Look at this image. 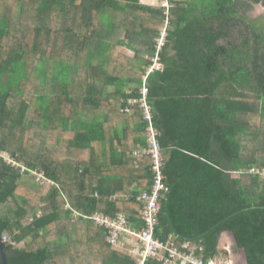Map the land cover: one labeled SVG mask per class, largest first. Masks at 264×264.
Returning a JSON list of instances; mask_svg holds the SVG:
<instances>
[{
	"label": "trees",
	"instance_id": "obj_1",
	"mask_svg": "<svg viewBox=\"0 0 264 264\" xmlns=\"http://www.w3.org/2000/svg\"><path fill=\"white\" fill-rule=\"evenodd\" d=\"M189 1L173 2L166 25L160 5L141 0H0L8 264H137L140 245L122 236L123 250L113 249L91 216L124 214L144 227L138 197L150 189L152 161L134 152L148 122L138 105L125 109L141 98L164 29L162 67L146 83L169 187L155 236L195 242L208 262L231 231L246 264H264V179L250 173L264 170V25L249 16L264 0ZM32 77L36 97L25 95ZM8 152L50 184L31 172L36 187L23 183Z\"/></svg>",
	"mask_w": 264,
	"mask_h": 264
},
{
	"label": "built area",
	"instance_id": "obj_2",
	"mask_svg": "<svg viewBox=\"0 0 264 264\" xmlns=\"http://www.w3.org/2000/svg\"><path fill=\"white\" fill-rule=\"evenodd\" d=\"M175 0H159V5L164 11L165 24H168L169 11L173 8ZM166 29H164L157 41L156 52L152 59V64L149 66L148 71L144 74V85L140 91V99H130L126 106L125 111L132 113L138 105L144 113V118L148 122L146 137V144L144 147L137 148L134 154H144L150 156L151 159V174L152 182L149 190H143L138 197L141 204L140 217L144 223V227L138 230L132 229L129 224L128 218L124 214H118L115 217H109L101 213H95L91 219L95 223H99L108 229L107 241L113 247L122 246V236L131 237L132 241L135 240V245L138 243L140 247L134 249V256H136L137 264H146L149 259H156L162 261L164 264H233L232 260L224 256H217L210 259L208 262L196 256L195 250L192 246L196 247L195 242L184 241L181 247L175 244V240L170 237L168 241H162L155 236L156 228L159 224V212L161 209V201L165 194L169 192V187L164 183L162 173L165 164L162 146L158 139L157 129L153 125L152 108L148 102L149 89L146 86L147 78L151 72L156 69H161L160 50L165 43ZM3 157L15 168L20 169L21 175H26L31 172L37 180L44 184L47 181L37 171H29L25 165L20 164L11 154L4 153ZM250 173L252 175L260 176L264 179V170L253 168ZM127 235H126V234ZM6 242V238H3Z\"/></svg>",
	"mask_w": 264,
	"mask_h": 264
},
{
	"label": "rangeland",
	"instance_id": "obj_3",
	"mask_svg": "<svg viewBox=\"0 0 264 264\" xmlns=\"http://www.w3.org/2000/svg\"><path fill=\"white\" fill-rule=\"evenodd\" d=\"M249 16L252 18V20L259 19L261 24L264 25V6L256 5L254 10L252 12H249ZM122 36H123V34H122ZM121 49L123 52H125L127 54H130V55L134 54L131 49H129L125 46L122 47ZM153 58L154 57H152V59ZM149 59H151V58H149ZM140 63L141 62L137 61V64H140ZM31 80H33V81H31ZM31 80H30V82H27V84H30V85H26L24 88L25 95L29 96V97H36L35 92H34L35 88L33 87L34 85H36V78L32 77ZM108 91H110V89H105V92H108ZM250 95H252V93ZM8 153H10V152H8ZM18 162L20 164L25 165V163L22 160L18 159ZM22 182L27 184V186H29L31 188H35L37 185L35 182V179L30 175L22 176ZM123 199L128 201V200H131L132 198L130 196H124ZM130 239H132V238L130 237ZM225 239H226V246L228 248V250H226V251L228 253L225 254L224 252H222L221 256H224L226 258L231 259L233 264H245V262H246V254H245L246 250H245V248L239 247L236 244L235 239L233 238V236L231 234L228 235V237ZM133 241H135V240H133ZM113 249L121 250V251L123 250V248H120V247H114ZM223 251H225V250H223Z\"/></svg>",
	"mask_w": 264,
	"mask_h": 264
},
{
	"label": "crops",
	"instance_id": "obj_4",
	"mask_svg": "<svg viewBox=\"0 0 264 264\" xmlns=\"http://www.w3.org/2000/svg\"><path fill=\"white\" fill-rule=\"evenodd\" d=\"M142 1V3H144V4H146V5H151V6H158L159 5V0H141ZM186 3H189L190 5H193V4H191V2L192 1H189V0H184ZM262 6V5H261ZM256 7V6H255ZM231 175H233V176H238L239 175V173H237V172H231ZM232 235L233 236V238L235 239V237H234V234H233V232H231V231H224V232H222V234H221V236H220V240H219V248H220V250L222 251V252H224L223 250H228V248H227V246H226V239L225 238H227L228 237V235ZM235 242H236V240H235ZM237 244V243H236ZM226 253H228L227 251H226ZM245 254H246V252H245ZM246 262H247V254H246ZM246 262H245V264H246Z\"/></svg>",
	"mask_w": 264,
	"mask_h": 264
},
{
	"label": "water",
	"instance_id": "obj_5",
	"mask_svg": "<svg viewBox=\"0 0 264 264\" xmlns=\"http://www.w3.org/2000/svg\"><path fill=\"white\" fill-rule=\"evenodd\" d=\"M0 251H1L2 264H8L5 242L3 241L1 236H0Z\"/></svg>",
	"mask_w": 264,
	"mask_h": 264
}]
</instances>
